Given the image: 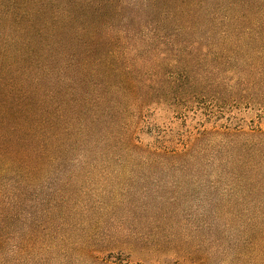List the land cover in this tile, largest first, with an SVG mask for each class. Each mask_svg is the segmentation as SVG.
<instances>
[{
    "label": "trees",
    "instance_id": "trees-1",
    "mask_svg": "<svg viewBox=\"0 0 264 264\" xmlns=\"http://www.w3.org/2000/svg\"><path fill=\"white\" fill-rule=\"evenodd\" d=\"M227 96L264 108V0H0V264H22L17 222L36 174L71 153L159 156L133 128L151 105L213 110ZM207 134L245 137L264 196V132ZM192 150L166 158L189 165ZM115 249L80 260L130 264Z\"/></svg>",
    "mask_w": 264,
    "mask_h": 264
},
{
    "label": "rangeland",
    "instance_id": "rangeland-1",
    "mask_svg": "<svg viewBox=\"0 0 264 264\" xmlns=\"http://www.w3.org/2000/svg\"><path fill=\"white\" fill-rule=\"evenodd\" d=\"M223 77L230 84L237 76ZM224 100L213 110L209 99L200 110L151 105L133 128L136 143L159 156L71 153L62 168L36 174L17 222L22 264H87L84 253L114 248L130 264H260L264 196L245 166L255 154L242 153L245 137L204 134L264 132V108ZM186 148L189 165L166 158Z\"/></svg>",
    "mask_w": 264,
    "mask_h": 264
}]
</instances>
